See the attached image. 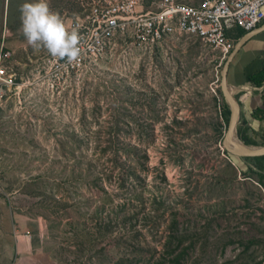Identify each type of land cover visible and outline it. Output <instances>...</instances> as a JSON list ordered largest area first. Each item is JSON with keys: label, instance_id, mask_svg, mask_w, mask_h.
Wrapping results in <instances>:
<instances>
[{"label": "rangeland", "instance_id": "1", "mask_svg": "<svg viewBox=\"0 0 264 264\" xmlns=\"http://www.w3.org/2000/svg\"><path fill=\"white\" fill-rule=\"evenodd\" d=\"M91 1L49 3L72 26ZM24 2L0 3V59L17 73L0 98V264H264V187L223 144V53L119 37L52 92L49 54L18 31Z\"/></svg>", "mask_w": 264, "mask_h": 264}, {"label": "built area", "instance_id": "2", "mask_svg": "<svg viewBox=\"0 0 264 264\" xmlns=\"http://www.w3.org/2000/svg\"><path fill=\"white\" fill-rule=\"evenodd\" d=\"M263 23L264 0H93L84 3L72 22L81 37L78 59L69 63L45 56L38 74L50 91H64L98 67L115 49L119 37L131 39L132 46L147 52L166 39L187 36L222 52L226 60L243 35ZM234 28L240 32L236 41ZM7 59H0V98L5 87L17 83V73ZM248 93L241 95L242 102Z\"/></svg>", "mask_w": 264, "mask_h": 264}, {"label": "clouds", "instance_id": "3", "mask_svg": "<svg viewBox=\"0 0 264 264\" xmlns=\"http://www.w3.org/2000/svg\"><path fill=\"white\" fill-rule=\"evenodd\" d=\"M21 26L18 31L27 46L43 49L51 57L71 63L78 59L81 37L78 26H69L52 10L49 0H26L19 6ZM259 131V122L253 125Z\"/></svg>", "mask_w": 264, "mask_h": 264}, {"label": "crops", "instance_id": "4", "mask_svg": "<svg viewBox=\"0 0 264 264\" xmlns=\"http://www.w3.org/2000/svg\"><path fill=\"white\" fill-rule=\"evenodd\" d=\"M0 3L4 4V0H0ZM238 32L239 31L237 30L233 35L235 41ZM245 35H243V37ZM263 69L264 31L259 32L247 42V46L241 51L231 65L229 74L230 83L231 86H233L231 89L234 93L243 94L245 97L247 92H249L246 101L242 102V113L244 118L248 121V126L252 127V130L253 125H255L256 122H259V131L257 132L253 130V134L260 142H264V120H261V118H264V85L259 87V91H255L254 89L257 87L252 85L249 75L257 73Z\"/></svg>", "mask_w": 264, "mask_h": 264}, {"label": "water", "instance_id": "5", "mask_svg": "<svg viewBox=\"0 0 264 264\" xmlns=\"http://www.w3.org/2000/svg\"><path fill=\"white\" fill-rule=\"evenodd\" d=\"M264 31V24L259 27L257 30L247 33L243 38L238 41V44L235 50L231 53L228 61L222 72V83L221 89L224 94L225 100L231 109V118L230 124L227 131V134L224 139V147L226 152L237 158L248 159L256 157H264V146L262 147H249L243 143L237 136V128L240 123L241 114H242V99H238L237 95L231 93L230 89V68L236 58L239 56L241 51L244 49L245 45L249 40H251L256 34ZM256 89V88H255Z\"/></svg>", "mask_w": 264, "mask_h": 264}, {"label": "trees", "instance_id": "6", "mask_svg": "<svg viewBox=\"0 0 264 264\" xmlns=\"http://www.w3.org/2000/svg\"><path fill=\"white\" fill-rule=\"evenodd\" d=\"M239 36H240V32H238L237 38ZM246 46L247 44L245 45V47ZM249 78L253 86H256V87L263 86L264 85V69L257 73L249 75ZM237 98L239 99V97ZM223 99H224L223 118L225 120L226 128H229L230 118H231V109L225 100L224 94H223ZM261 120H264V118H261ZM237 136L243 143H245L246 146H249V147L264 146V142H260L257 139V137L253 134L252 127L248 126V121L246 118H244L243 113L241 114L240 123L237 128ZM226 154L234 161L236 165H239L241 163H247V164L252 163L253 165L252 167H250V170L253 171L254 174L260 177L259 184L264 187V157L241 159L235 156H231L227 152ZM175 260L177 264H181L180 258L177 257Z\"/></svg>", "mask_w": 264, "mask_h": 264}, {"label": "bare ground", "instance_id": "7", "mask_svg": "<svg viewBox=\"0 0 264 264\" xmlns=\"http://www.w3.org/2000/svg\"><path fill=\"white\" fill-rule=\"evenodd\" d=\"M237 30H238L237 28H234V30H233V34H232V35H234V34L236 33ZM233 39H234V38H233ZM231 87H233V86L230 85V89H231ZM231 93L235 94V93L233 92L232 89H231ZM236 94H238V93H236Z\"/></svg>", "mask_w": 264, "mask_h": 264}]
</instances>
